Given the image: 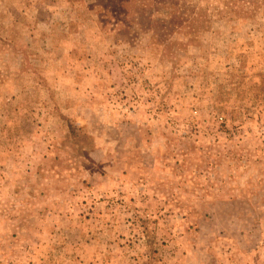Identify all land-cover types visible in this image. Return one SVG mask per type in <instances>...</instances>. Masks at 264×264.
Returning a JSON list of instances; mask_svg holds the SVG:
<instances>
[{"label": "rangeland", "instance_id": "1", "mask_svg": "<svg viewBox=\"0 0 264 264\" xmlns=\"http://www.w3.org/2000/svg\"><path fill=\"white\" fill-rule=\"evenodd\" d=\"M0 264H264V0H0Z\"/></svg>", "mask_w": 264, "mask_h": 264}]
</instances>
